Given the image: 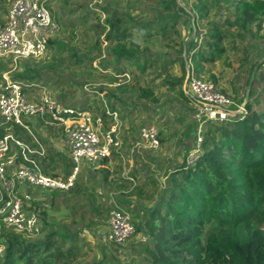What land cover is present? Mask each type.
Here are the masks:
<instances>
[{
	"label": "rangeland",
	"instance_id": "1",
	"mask_svg": "<svg viewBox=\"0 0 264 264\" xmlns=\"http://www.w3.org/2000/svg\"><path fill=\"white\" fill-rule=\"evenodd\" d=\"M10 1L0 4V23L6 20ZM163 1L171 0H45L59 27L52 39L55 42L38 58H21L17 64H11V57L0 59V73L10 72L14 79L25 68L37 70L36 76L23 73L24 81L35 84L36 88L26 95L37 97L47 91L61 106L90 112L93 118H101L102 129L114 128L122 144L105 166L94 169L82 163L75 187L69 191L29 188L30 193L48 207L41 214L42 235L26 238L37 240L54 230L60 234L77 232V258L67 264H127L133 257L138 258L131 246L145 241L144 230L136 232L120 246L104 243L109 229V208L115 204L120 206L131 214L135 224H139L146 218V210L168 187L173 168L190 158L195 150L201 152L197 148L198 136H194L190 126L193 125V130L201 136L211 127L209 125L222 124L209 121L198 127L192 106L180 95L179 87L171 89L165 85L166 76L147 75L154 69L142 75L136 68H127V64L120 75L115 69L104 67L115 62L111 51L115 43L105 42L104 33L100 34L94 26L105 22L108 16L119 19L121 29L130 26L136 34V43L146 48L153 59L178 57L180 46L175 42L182 43L184 39L189 44L195 37L192 5L196 0H176L186 12L177 20L180 34L174 35V40L167 42L156 35L144 39L138 27L148 25L155 34L160 18L171 14ZM232 16L233 9L213 8L207 18L199 19V25L206 30L210 22L222 24ZM84 20L87 23H83ZM229 31L232 35L224 41L225 54L216 63L206 64L200 76L211 81L214 77L213 82L235 104H244L246 110L250 101L260 112L264 108V31H258L255 26L246 33L237 29ZM98 38L101 45L95 49L93 46ZM170 74L181 75L179 63L172 66ZM124 84L126 90L119 89ZM141 89L152 90L154 96L141 97ZM112 107L117 110L114 122L104 121L103 112L112 114ZM24 121L45 149L44 155L39 157L47 162L50 160L48 175L65 179L68 166L72 167L71 172L73 166L62 144L60 129L48 127L35 117ZM150 126L158 131V149H151L141 136V129ZM24 133L26 143L39 148L33 138L26 131ZM50 155H55L52 162Z\"/></svg>",
	"mask_w": 264,
	"mask_h": 264
},
{
	"label": "trees",
	"instance_id": "2",
	"mask_svg": "<svg viewBox=\"0 0 264 264\" xmlns=\"http://www.w3.org/2000/svg\"><path fill=\"white\" fill-rule=\"evenodd\" d=\"M4 1L0 0V4ZM164 4L171 14L160 18L158 32L153 34L148 25L138 27L144 39L156 35L168 42L180 34L176 25L185 9L176 0ZM213 8L233 9L232 19L222 24L210 22L203 30L199 19L207 18ZM192 11L195 37L189 44L184 39L182 43L175 42L180 46L176 58L153 59L146 48L136 43V34L130 26L121 29L119 19L106 17L105 22L94 26L100 34L104 33L105 42L115 43L111 48L115 62L104 65L105 69H115L120 75L127 68H136L142 75L154 69L147 75L166 76L164 84L171 89L178 86L180 95L190 102L183 89L188 70L200 76L206 64L220 60L226 52L224 41L232 35L230 29L246 33L255 26L264 31V0H196ZM52 39L49 46L55 42ZM99 45L98 38L93 47ZM177 63L181 75L174 77L170 70ZM127 64V68H122ZM23 73L36 76L37 70L25 68L15 77L24 81ZM126 88L125 84L119 87ZM140 96L154 94L150 89H141ZM246 110L243 119L209 125L194 164L189 166L183 161L173 168L168 187L146 210V218L135 224L136 232L144 230L146 239L131 246L138 258L133 257L127 264H264V108L257 112L249 101ZM111 112H117L116 108L112 107ZM102 116L104 121L114 122L113 114L106 110ZM190 127L197 137V130H193V125ZM54 156L50 155L51 162ZM31 157L48 174L50 160L47 162L38 155ZM108 160L104 159L102 165ZM22 162L34 167L33 163ZM71 169L68 166L66 174L70 175ZM78 235L54 230L43 238L30 240L8 233L3 263L67 264L77 258Z\"/></svg>",
	"mask_w": 264,
	"mask_h": 264
},
{
	"label": "built area",
	"instance_id": "3",
	"mask_svg": "<svg viewBox=\"0 0 264 264\" xmlns=\"http://www.w3.org/2000/svg\"><path fill=\"white\" fill-rule=\"evenodd\" d=\"M58 31L45 0H11L6 20L0 23V59L11 57V64H17L21 58L41 57ZM9 73H0V131L3 130L0 132V264H4L6 234L14 233L26 238L43 233L41 214L48 205L36 199L29 188L69 191L75 186L82 163L97 169L104 159L112 157L113 152H119L122 145L114 128H101V118H93L86 110L61 106L47 91L37 97L26 95V92L36 89L35 84L14 79ZM186 79L185 93L190 99L198 127L208 121L227 122L244 118L245 105L235 104L215 82L189 70ZM112 114L116 118L117 112ZM31 117L48 127L60 129L62 144L73 166L65 179L43 173L32 159V155L43 156L45 149L24 121ZM24 131L39 148L26 143ZM141 136L151 149L159 148L156 128H142ZM197 136L200 143L197 148L200 149L203 134L200 136L198 133ZM196 152L198 150L186 160L189 166L197 160L194 159ZM22 160L33 163L34 167L23 165ZM107 223L109 229L104 237L105 244L120 246L136 233L131 214L116 204L108 210Z\"/></svg>",
	"mask_w": 264,
	"mask_h": 264
},
{
	"label": "water",
	"instance_id": "4",
	"mask_svg": "<svg viewBox=\"0 0 264 264\" xmlns=\"http://www.w3.org/2000/svg\"><path fill=\"white\" fill-rule=\"evenodd\" d=\"M194 32H196V28H195V24H194ZM188 64V63H187ZM183 89L185 90L186 89V84H184V86H183Z\"/></svg>",
	"mask_w": 264,
	"mask_h": 264
},
{
	"label": "crops",
	"instance_id": "5",
	"mask_svg": "<svg viewBox=\"0 0 264 264\" xmlns=\"http://www.w3.org/2000/svg\"><path fill=\"white\" fill-rule=\"evenodd\" d=\"M105 166V165H104Z\"/></svg>",
	"mask_w": 264,
	"mask_h": 264
}]
</instances>
